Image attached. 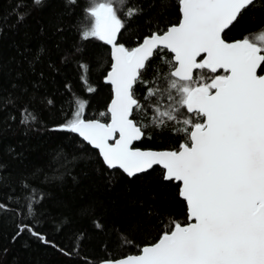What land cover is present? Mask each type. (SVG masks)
Returning <instances> with one entry per match:
<instances>
[{
    "label": "snow or ice",
    "instance_id": "6c2138e0",
    "mask_svg": "<svg viewBox=\"0 0 264 264\" xmlns=\"http://www.w3.org/2000/svg\"><path fill=\"white\" fill-rule=\"evenodd\" d=\"M159 2L161 11L166 10L169 0ZM42 4L43 0H32L33 7ZM178 4V24L157 29L129 48L117 39L126 21L143 13L142 7L130 0H90L82 38L110 46L113 62L106 76L113 92L106 113L110 122L84 119L87 102L76 100L75 110L52 130L75 134L98 150L107 169L135 177L160 166L162 180L177 187V197L185 206L184 225L170 221L156 242L115 264H264V27L238 41L224 38L242 12L256 7L258 0H178ZM20 7L25 6L18 0ZM28 14L18 13L17 20ZM154 56L166 75L147 90L146 99L157 96L158 87L167 94L171 103L164 110L155 107L152 124L179 126L169 128L183 138L175 151L133 148L145 136L132 118L134 110L143 107L133 90L144 83L142 72L150 67L160 70L159 65H149ZM82 79L87 83L86 72ZM36 121L30 108L21 110L22 125ZM61 156L58 153L54 162H60ZM67 162L64 157L60 167ZM21 188L28 193L30 216L44 194L26 179ZM23 207L0 203V212L19 215ZM37 222L18 224L17 235L28 231L52 244L34 230Z\"/></svg>",
    "mask_w": 264,
    "mask_h": 264
},
{
    "label": "trees",
    "instance_id": "16d2710c",
    "mask_svg": "<svg viewBox=\"0 0 264 264\" xmlns=\"http://www.w3.org/2000/svg\"><path fill=\"white\" fill-rule=\"evenodd\" d=\"M19 2L25 7L17 9L18 0H0V203L24 207L19 215L0 212V264H102L139 254L168 230L170 221L184 225L185 206L177 197V187L162 180L158 167L134 178L107 169L98 152L78 136L52 130L71 115L76 100L87 102L84 118L109 121L112 90L104 79L111 69L110 49L94 38H82L90 0L75 4L43 0L38 7L32 0ZM130 2L139 4L143 13L126 21L117 39L126 47L180 20L178 0H169L163 11L159 0ZM26 11L30 14L18 21V13ZM262 27L264 0H258L256 7L242 12L224 38L238 41ZM149 65H159L160 70L150 67L142 72L144 83L133 90L143 107L134 110L132 118L145 131L135 147L175 151L183 138L169 128L179 126L152 124L155 107L164 110L170 105L167 94L158 87L157 96L146 99L147 90L159 84L166 68L158 56ZM88 87L95 91L88 92ZM24 107L37 116L35 123H20ZM58 153L61 161L54 162ZM64 157L68 162L60 167ZM25 179L44 194L30 216L28 193L21 188ZM34 220L38 221L34 230L52 244L28 231L17 235L18 224Z\"/></svg>",
    "mask_w": 264,
    "mask_h": 264
},
{
    "label": "water",
    "instance_id": "95a60500",
    "mask_svg": "<svg viewBox=\"0 0 264 264\" xmlns=\"http://www.w3.org/2000/svg\"><path fill=\"white\" fill-rule=\"evenodd\" d=\"M228 30V29H227ZM226 30V31H227ZM117 43H118V41H117ZM119 44V43H118ZM108 47H109V49H110V46L108 45ZM110 58H111V49H110ZM111 62H113L112 61V59H111ZM111 70V69H110ZM110 72V71H109ZM107 76V75H106ZM104 82H105V84H107L106 83V77H105V79H104ZM107 85H109V84H107ZM110 87H111V85H109ZM112 98H113V92H112ZM111 102V101H110ZM109 106H110V103H109ZM108 106V107H109ZM84 119H86V118H84ZM86 120H97V119H86ZM108 122H110V120L108 121ZM107 122V123H108ZM105 123V122H104ZM81 139V138H80ZM143 139V138H142ZM141 139V140H142ZM82 140V139H81ZM141 140H139V141H136V142H134V144H133V148H135V149H138V150H144V151H173V150H152V149H141V148H137V147H135V144H137V143H139ZM86 143V142H85ZM88 146H90V145H88ZM91 147V146H90ZM92 148V147H91ZM93 149V148H92ZM93 150H95V151H97L98 152V150H96V149H93ZM102 159V158H101ZM156 167H158V168H160V166H154V168H156ZM161 169V168H160ZM162 170V169H161ZM121 172H122V170H120ZM151 171V170H150ZM149 171V172H150ZM148 173V172H147ZM125 174V173H124ZM142 174H144V173H141V174H138L137 176H139V175H142ZM126 176H127V174H125ZM128 177V176H127ZM136 177V176H135ZM129 178H134V177H129ZM183 226V225H182ZM126 258V257H125ZM121 259H123V258H121ZM120 260V259H119ZM116 261H118V260H116ZM116 261H113V262H105V263H102V264H115V262Z\"/></svg>",
    "mask_w": 264,
    "mask_h": 264
}]
</instances>
